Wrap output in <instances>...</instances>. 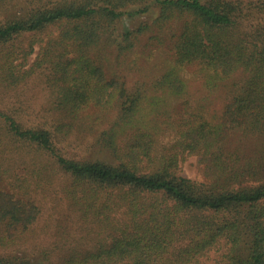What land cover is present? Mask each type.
<instances>
[{"label":"trees","instance_id":"1","mask_svg":"<svg viewBox=\"0 0 264 264\" xmlns=\"http://www.w3.org/2000/svg\"><path fill=\"white\" fill-rule=\"evenodd\" d=\"M49 27L58 33L28 65L37 33ZM100 42L117 68L139 55L134 84L108 76L92 52ZM158 50L180 66L245 73L237 116L219 127L182 109L172 123L177 139L162 154L152 128L135 124L151 90L185 88L175 67H155ZM39 70L53 128L0 113V249L29 241L40 213L32 193L64 179L69 205L105 235L59 264H201L214 250L216 264H264V0H0V91L17 90ZM92 107L109 121L92 149L109 157L68 158L59 144L88 127L81 113ZM255 136L263 144L246 143ZM190 154L200 156L203 182L180 174ZM0 264L43 262L12 252Z\"/></svg>","mask_w":264,"mask_h":264},{"label":"rangeland","instance_id":"2","mask_svg":"<svg viewBox=\"0 0 264 264\" xmlns=\"http://www.w3.org/2000/svg\"><path fill=\"white\" fill-rule=\"evenodd\" d=\"M28 4L30 3L26 1L25 6ZM54 28L49 27L47 32L37 33L40 40L36 44L34 53L28 59V65L35 61L41 48L40 45L47 42L48 35L58 33ZM29 37V33L24 34L23 42H21L27 45ZM92 52L97 59L103 57L109 77L122 79L128 86L136 82L138 73L132 67L139 58L137 53L131 57L130 65L132 67L129 66L130 68L123 70L116 67L114 52L105 49L103 42L96 44L92 48ZM150 59L157 68L165 64L175 67L176 76L185 82V88L179 94H164V91L151 90L148 93V98L142 104L143 113L139 116L138 122H135L136 125L151 127L152 131L156 133L160 154L177 139L175 125L172 123L179 118V112L182 109H187L189 113L198 115L199 121H207L219 127L224 126L227 121H231L237 116L235 94L239 89L237 83L245 77L242 69L231 75H225L218 69L204 65L180 66L173 62H167L168 54L161 50L155 51ZM45 75L44 71L39 70L17 90L0 91V113L14 116L25 127L52 126L53 128V112L49 108L50 98ZM158 97L161 101L154 103L153 98ZM99 117H101V112L94 107L83 111L81 121L88 127L80 135L63 140L59 144V150L68 158L84 159L105 155L102 158L107 159L109 157L107 153L99 152L97 154L91 146L101 131L108 127L109 121L99 122ZM90 126L95 128L93 133H90ZM245 141L248 144H254V142L263 144L262 137L257 136L247 138ZM180 174L197 182L206 180L200 156L187 155L181 163ZM63 183L64 179L55 180L53 186L46 191L32 193L40 213L28 233L29 241L23 246L9 250L0 249L1 255L14 252L34 262L59 264L70 255L77 245H82L81 250L85 252L88 249H93V246L99 243L105 233L100 235L88 223L84 222L78 210L69 205L61 191ZM116 234L114 233V235ZM113 237V235L108 237L109 244ZM220 251H212L208 257L201 261V264H216L215 260Z\"/></svg>","mask_w":264,"mask_h":264}]
</instances>
